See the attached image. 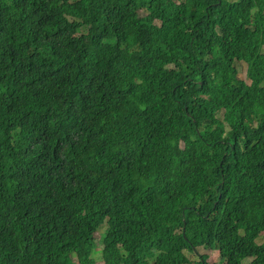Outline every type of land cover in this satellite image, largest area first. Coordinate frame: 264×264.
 <instances>
[{
	"label": "trees",
	"instance_id": "1",
	"mask_svg": "<svg viewBox=\"0 0 264 264\" xmlns=\"http://www.w3.org/2000/svg\"><path fill=\"white\" fill-rule=\"evenodd\" d=\"M102 231L106 264H264V0H0V264Z\"/></svg>",
	"mask_w": 264,
	"mask_h": 264
},
{
	"label": "rangeland",
	"instance_id": "2",
	"mask_svg": "<svg viewBox=\"0 0 264 264\" xmlns=\"http://www.w3.org/2000/svg\"><path fill=\"white\" fill-rule=\"evenodd\" d=\"M81 30H79L80 32ZM83 31V29H82ZM115 65L122 66V67H127L130 68L133 66V60L132 59H127V60H119L114 62ZM237 67V72H238V78L241 80H244L247 84H250L251 81L247 77V63L238 61L235 63ZM104 230V229H103ZM104 232L102 231V237L101 240L98 242V249L97 251L94 252V259L96 260V264H106L104 258H103V249H104V237H103ZM264 240V236L259 237L257 239L258 242H262ZM186 255L189 257L191 260V264H197L202 260V256H207L208 260L207 262L210 264H224L225 261L221 258L219 249L216 247L215 249L211 248H201L197 250V253H191V252H186Z\"/></svg>",
	"mask_w": 264,
	"mask_h": 264
},
{
	"label": "clouds",
	"instance_id": "3",
	"mask_svg": "<svg viewBox=\"0 0 264 264\" xmlns=\"http://www.w3.org/2000/svg\"><path fill=\"white\" fill-rule=\"evenodd\" d=\"M252 260V259H251ZM202 261V260H201Z\"/></svg>",
	"mask_w": 264,
	"mask_h": 264
}]
</instances>
